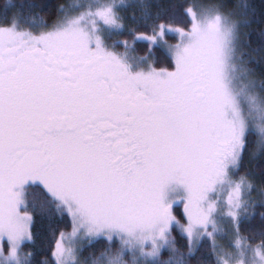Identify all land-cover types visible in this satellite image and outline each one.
<instances>
[{
    "label": "snow or ice",
    "instance_id": "obj_1",
    "mask_svg": "<svg viewBox=\"0 0 264 264\" xmlns=\"http://www.w3.org/2000/svg\"><path fill=\"white\" fill-rule=\"evenodd\" d=\"M0 264H264V0H0Z\"/></svg>",
    "mask_w": 264,
    "mask_h": 264
},
{
    "label": "rangeland",
    "instance_id": "obj_2",
    "mask_svg": "<svg viewBox=\"0 0 264 264\" xmlns=\"http://www.w3.org/2000/svg\"><path fill=\"white\" fill-rule=\"evenodd\" d=\"M171 42H172V43H175V40H174V41L172 40Z\"/></svg>",
    "mask_w": 264,
    "mask_h": 264
},
{
    "label": "trees",
    "instance_id": "obj_3",
    "mask_svg": "<svg viewBox=\"0 0 264 264\" xmlns=\"http://www.w3.org/2000/svg\"><path fill=\"white\" fill-rule=\"evenodd\" d=\"M174 41V40H173ZM38 226H39V221H38Z\"/></svg>",
    "mask_w": 264,
    "mask_h": 264
}]
</instances>
